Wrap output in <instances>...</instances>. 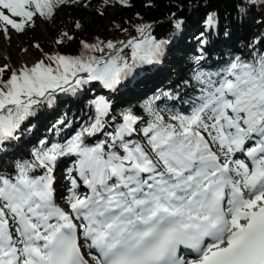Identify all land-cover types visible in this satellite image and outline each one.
<instances>
[{"label": "snow or ice", "instance_id": "6c2138e0", "mask_svg": "<svg viewBox=\"0 0 264 264\" xmlns=\"http://www.w3.org/2000/svg\"><path fill=\"white\" fill-rule=\"evenodd\" d=\"M67 2L0 0V33H23ZM215 21L210 15L206 23ZM150 29L137 26L141 38L122 47L81 42L89 51L112 50L106 57L44 53L6 79L8 65L0 67V143L19 139L23 122L57 91L75 93L92 81L114 91L139 64L157 62L168 41ZM65 39L73 37L62 33L57 43ZM123 48H131V61ZM192 79L200 87L184 99L187 111L169 110L166 118L155 97L144 105L148 119L128 109L117 123L106 119L110 101L98 96L91 123L63 143L41 140L14 175L0 165V264H89L78 232L96 250L89 253L95 264H264V50ZM101 133L104 139L88 142ZM62 157H74L67 211L55 199Z\"/></svg>", "mask_w": 264, "mask_h": 264}, {"label": "trees", "instance_id": "16d2710c", "mask_svg": "<svg viewBox=\"0 0 264 264\" xmlns=\"http://www.w3.org/2000/svg\"><path fill=\"white\" fill-rule=\"evenodd\" d=\"M241 8L245 11L241 12ZM210 15L216 18L211 27L206 23ZM177 19L183 21L179 29L174 24ZM139 25H151V35L168 43L157 62L139 64L118 85L110 116V121L114 116L117 123L122 122L120 113L128 109L148 119L144 105L155 97L159 99L155 100L154 107L166 118L169 110L187 111L184 99L200 87L192 79L195 71H216L235 56L247 59L254 49L264 50V0H256L255 7L250 0H128L127 5L120 0H68L55 9L51 20L37 18L35 26L23 33L11 30L10 38L2 33L0 38L9 41L15 35L26 44L37 39L40 49L33 47L38 60L44 58V53L106 57L112 50L105 47L104 52L89 51L81 42L100 44L103 41L106 44L112 41L122 47L120 41L141 38L136 31ZM41 30H45L46 35ZM65 32L73 39L57 43ZM46 36L54 41L45 39ZM121 55L131 61V48H123ZM197 57L202 59L198 61ZM12 70L14 68L8 67L5 79ZM90 85H84L75 93L57 91L50 104L36 106L34 115L21 125L19 139L5 141L4 147L0 144L2 152H9L7 162L0 158L3 169L11 170L14 175L15 164L32 160L33 150L41 147V140L48 146L63 143L81 126L91 123L90 118L95 115L91 101L95 99L91 96ZM113 129L114 125L106 130ZM104 138L101 133L88 142ZM71 159L60 158L57 166L63 165L66 171L72 164Z\"/></svg>", "mask_w": 264, "mask_h": 264}, {"label": "rangeland", "instance_id": "374dc122", "mask_svg": "<svg viewBox=\"0 0 264 264\" xmlns=\"http://www.w3.org/2000/svg\"><path fill=\"white\" fill-rule=\"evenodd\" d=\"M41 31L43 34L46 35L45 30H41ZM44 38L47 39L48 37L46 36ZM48 40H50L51 42L54 41V39H51V38H48ZM37 43H39V41L37 39H32L27 44L23 43L15 35H12V39L9 41L4 39L3 37L0 38V67H3L4 65H8V67H12V68L17 70L22 65H25V64L31 66L33 63L38 61L37 53L33 47ZM106 119L109 120V117H107ZM5 161H7V160H5ZM60 172H59L58 176L60 177V179L62 181H64L65 185H61V183L58 184V181L55 179V185L54 186L56 189V187L58 185V188H60L61 191H63L62 195H64L65 191H67V194H65L63 196L65 199L69 194L68 189L70 187L68 186V181L71 179V177L69 176L68 171L63 172L62 170H60ZM34 174L35 175L42 174V170L37 171ZM72 175L74 176L75 173H72ZM85 190L86 189L83 187L79 191L81 192V194H83L84 192H86ZM66 208L68 209L67 205H66Z\"/></svg>", "mask_w": 264, "mask_h": 264}, {"label": "bare ground", "instance_id": "6f19581e", "mask_svg": "<svg viewBox=\"0 0 264 264\" xmlns=\"http://www.w3.org/2000/svg\"><path fill=\"white\" fill-rule=\"evenodd\" d=\"M91 84H93L94 86H96L97 88H100L101 87V82H99V81H92V82H90ZM104 90H102V92H103Z\"/></svg>", "mask_w": 264, "mask_h": 264}]
</instances>
